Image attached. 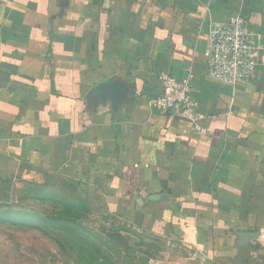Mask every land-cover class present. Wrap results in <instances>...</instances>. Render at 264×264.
Wrapping results in <instances>:
<instances>
[{"label": "crops", "instance_id": "0c3cea01", "mask_svg": "<svg viewBox=\"0 0 264 264\" xmlns=\"http://www.w3.org/2000/svg\"><path fill=\"white\" fill-rule=\"evenodd\" d=\"M264 0H0V183L59 182L107 219L198 264H264V68L205 76L209 25ZM192 75L197 126L151 110ZM112 78L118 99L91 96Z\"/></svg>", "mask_w": 264, "mask_h": 264}, {"label": "rangeland", "instance_id": "374dc122", "mask_svg": "<svg viewBox=\"0 0 264 264\" xmlns=\"http://www.w3.org/2000/svg\"><path fill=\"white\" fill-rule=\"evenodd\" d=\"M107 219L59 182L0 183V264H198L175 244Z\"/></svg>", "mask_w": 264, "mask_h": 264}, {"label": "built area", "instance_id": "2783aa9c", "mask_svg": "<svg viewBox=\"0 0 264 264\" xmlns=\"http://www.w3.org/2000/svg\"><path fill=\"white\" fill-rule=\"evenodd\" d=\"M203 57L205 76L209 80L232 87L251 84L256 72L264 68L262 36L241 14H236L228 21L209 25ZM157 80L160 93L148 101V107L185 120L202 134L196 124L202 115L191 97V72L181 80L161 72Z\"/></svg>", "mask_w": 264, "mask_h": 264}, {"label": "water", "instance_id": "95a60500", "mask_svg": "<svg viewBox=\"0 0 264 264\" xmlns=\"http://www.w3.org/2000/svg\"><path fill=\"white\" fill-rule=\"evenodd\" d=\"M120 88L121 85L119 82L110 78L93 86L89 95L100 97L102 100L107 98L110 100L118 99V91ZM115 236L122 238V236L117 234Z\"/></svg>", "mask_w": 264, "mask_h": 264}]
</instances>
